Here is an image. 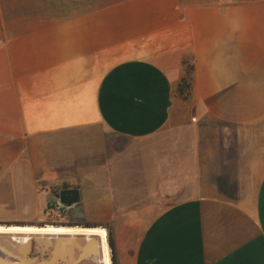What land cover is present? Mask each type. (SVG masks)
Listing matches in <instances>:
<instances>
[{
  "label": "crops",
  "instance_id": "0c3cea01",
  "mask_svg": "<svg viewBox=\"0 0 264 264\" xmlns=\"http://www.w3.org/2000/svg\"><path fill=\"white\" fill-rule=\"evenodd\" d=\"M64 184L117 264H264V0H0V221Z\"/></svg>",
  "mask_w": 264,
  "mask_h": 264
},
{
  "label": "bare ground",
  "instance_id": "6f19581e",
  "mask_svg": "<svg viewBox=\"0 0 264 264\" xmlns=\"http://www.w3.org/2000/svg\"><path fill=\"white\" fill-rule=\"evenodd\" d=\"M32 241L47 259H30ZM111 264L108 234L102 227L46 225L0 227V264Z\"/></svg>",
  "mask_w": 264,
  "mask_h": 264
},
{
  "label": "rangeland",
  "instance_id": "374dc122",
  "mask_svg": "<svg viewBox=\"0 0 264 264\" xmlns=\"http://www.w3.org/2000/svg\"><path fill=\"white\" fill-rule=\"evenodd\" d=\"M61 177H64L62 173L52 175V179H59ZM70 177H77L74 173H70ZM80 180V179H79ZM81 181V180H80ZM66 185V184H65ZM62 185L55 186L54 189H61ZM70 187V185H68ZM44 199L46 201H52L53 198L50 197V195L44 196ZM81 200H79L76 204L72 205L68 208L67 216L61 219H52L48 218L46 215H42V213H19L14 214L13 216H9L7 218L2 219L0 222L4 223H12V224H36V223H73V224H99L102 225V228L105 226H110L112 218L110 217H102L95 213L97 211H93L92 214H88L86 211H83L80 209ZM80 227V226H78ZM105 229V228H104ZM106 230V229H105ZM107 231V230H106ZM48 254L42 253L40 251L39 246L35 243V241H32L31 248L28 253V258L30 259H39L40 261L43 259H47ZM43 258V259H42ZM56 264H67L63 261H58Z\"/></svg>",
  "mask_w": 264,
  "mask_h": 264
},
{
  "label": "trees",
  "instance_id": "16d2710c",
  "mask_svg": "<svg viewBox=\"0 0 264 264\" xmlns=\"http://www.w3.org/2000/svg\"><path fill=\"white\" fill-rule=\"evenodd\" d=\"M191 71H192V67L188 66L187 71H186V76L181 79V81L177 87V94L182 99H186L189 95ZM46 225L66 226V227L80 226V227H84V228L102 227V225H99V224H73V223H54V222L42 224V225H40V227H43ZM103 228H105L107 230V234H108V246L110 248L111 264H117L116 254H115V244H114L112 229L109 226H105Z\"/></svg>",
  "mask_w": 264,
  "mask_h": 264
},
{
  "label": "water",
  "instance_id": "95a60500",
  "mask_svg": "<svg viewBox=\"0 0 264 264\" xmlns=\"http://www.w3.org/2000/svg\"><path fill=\"white\" fill-rule=\"evenodd\" d=\"M55 198L60 204L66 207H71L80 200V194L77 188L63 189L59 191L57 195H55Z\"/></svg>",
  "mask_w": 264,
  "mask_h": 264
},
{
  "label": "built area",
  "instance_id": "2783aa9c",
  "mask_svg": "<svg viewBox=\"0 0 264 264\" xmlns=\"http://www.w3.org/2000/svg\"><path fill=\"white\" fill-rule=\"evenodd\" d=\"M221 3H226L230 0H218ZM69 207H66L59 203L58 200L50 203L46 209L47 217L54 220L61 219L67 216V211Z\"/></svg>",
  "mask_w": 264,
  "mask_h": 264
},
{
  "label": "flooded vegetation",
  "instance_id": "af4514ba",
  "mask_svg": "<svg viewBox=\"0 0 264 264\" xmlns=\"http://www.w3.org/2000/svg\"><path fill=\"white\" fill-rule=\"evenodd\" d=\"M72 188H75V187H72V186L68 187L67 185L64 184L61 186V189H54L53 188L51 191H52L53 195L55 196L59 193V191H61L63 189H72Z\"/></svg>",
  "mask_w": 264,
  "mask_h": 264
}]
</instances>
